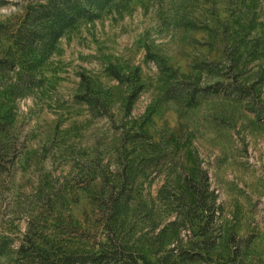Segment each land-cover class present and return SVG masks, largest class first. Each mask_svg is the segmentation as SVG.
Listing matches in <instances>:
<instances>
[{
    "label": "rangeland",
    "instance_id": "1",
    "mask_svg": "<svg viewBox=\"0 0 264 264\" xmlns=\"http://www.w3.org/2000/svg\"><path fill=\"white\" fill-rule=\"evenodd\" d=\"M0 264H264V0H0Z\"/></svg>",
    "mask_w": 264,
    "mask_h": 264
}]
</instances>
